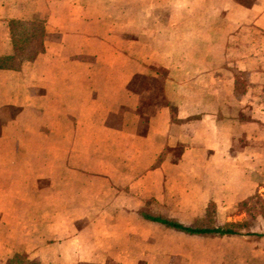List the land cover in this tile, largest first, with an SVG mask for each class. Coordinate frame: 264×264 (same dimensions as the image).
<instances>
[{"label": "crops", "instance_id": "1", "mask_svg": "<svg viewBox=\"0 0 264 264\" xmlns=\"http://www.w3.org/2000/svg\"><path fill=\"white\" fill-rule=\"evenodd\" d=\"M34 19L0 68V264H264V230L217 259L239 234L144 217L264 196V0H0V57Z\"/></svg>", "mask_w": 264, "mask_h": 264}, {"label": "trees", "instance_id": "2", "mask_svg": "<svg viewBox=\"0 0 264 264\" xmlns=\"http://www.w3.org/2000/svg\"><path fill=\"white\" fill-rule=\"evenodd\" d=\"M10 33L13 42V54L0 57V68L14 69L18 66V62L28 56L30 53L43 50L44 28L42 21L34 20H11ZM144 217L164 224L187 234H215L223 236L225 234H240L233 227V223H224L212 225L208 223H200L194 225H185L176 220L144 214Z\"/></svg>", "mask_w": 264, "mask_h": 264}, {"label": "rangeland", "instance_id": "3", "mask_svg": "<svg viewBox=\"0 0 264 264\" xmlns=\"http://www.w3.org/2000/svg\"><path fill=\"white\" fill-rule=\"evenodd\" d=\"M10 113L14 115L16 111L12 108L10 109ZM3 116H6V112L3 113ZM230 212V218L227 219V221H223L221 224L233 223L234 229L239 231L240 234L238 236L218 239L216 242L217 247L213 254L214 258L217 259H223L225 254L224 250L231 246L234 250L233 254L237 255L238 253L240 255L241 252H236V249L241 247L242 244H246L247 242L251 243L254 240L253 236H247V233L250 232V230H253V233L262 232L264 230V196L256 195L245 199L243 202L234 204ZM208 222L212 224L213 220H206L199 223L204 224ZM242 234L245 235L242 236Z\"/></svg>", "mask_w": 264, "mask_h": 264}]
</instances>
